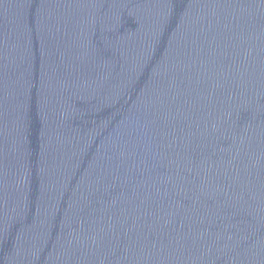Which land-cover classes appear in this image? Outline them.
Here are the masks:
<instances>
[{"label":"water","instance_id":"water-1","mask_svg":"<svg viewBox=\"0 0 264 264\" xmlns=\"http://www.w3.org/2000/svg\"><path fill=\"white\" fill-rule=\"evenodd\" d=\"M0 264H264V0H0Z\"/></svg>","mask_w":264,"mask_h":264}]
</instances>
